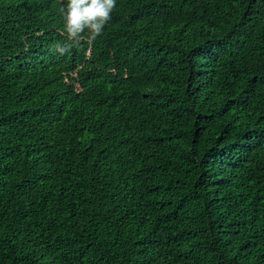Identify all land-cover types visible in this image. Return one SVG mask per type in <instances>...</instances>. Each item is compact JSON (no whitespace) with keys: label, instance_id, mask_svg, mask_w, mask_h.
<instances>
[{"label":"trees","instance_id":"obj_1","mask_svg":"<svg viewBox=\"0 0 264 264\" xmlns=\"http://www.w3.org/2000/svg\"><path fill=\"white\" fill-rule=\"evenodd\" d=\"M0 0V264H264V0ZM87 35V33H85Z\"/></svg>","mask_w":264,"mask_h":264},{"label":"clouds","instance_id":"obj_2","mask_svg":"<svg viewBox=\"0 0 264 264\" xmlns=\"http://www.w3.org/2000/svg\"><path fill=\"white\" fill-rule=\"evenodd\" d=\"M115 6L116 0H67L66 6L59 9L67 40L53 44L52 50L63 55L82 40H95L111 19Z\"/></svg>","mask_w":264,"mask_h":264}]
</instances>
